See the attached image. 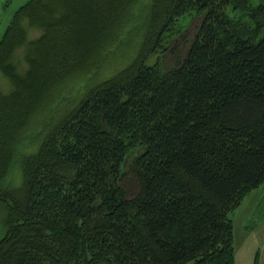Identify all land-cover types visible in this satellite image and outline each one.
<instances>
[{
    "label": "trees",
    "instance_id": "obj_1",
    "mask_svg": "<svg viewBox=\"0 0 264 264\" xmlns=\"http://www.w3.org/2000/svg\"><path fill=\"white\" fill-rule=\"evenodd\" d=\"M131 1L30 0L0 39V68L13 71L20 16L33 24L46 12L39 64V46L52 55L82 43L73 15L93 20L96 35ZM148 5L145 49L172 64H145V50L96 87L20 158L17 186L21 110L37 102L39 75L0 93V264H233L230 214L264 183V0L251 10L241 0ZM185 16L199 17L192 34L178 28Z\"/></svg>",
    "mask_w": 264,
    "mask_h": 264
},
{
    "label": "rangeland",
    "instance_id": "obj_2",
    "mask_svg": "<svg viewBox=\"0 0 264 264\" xmlns=\"http://www.w3.org/2000/svg\"><path fill=\"white\" fill-rule=\"evenodd\" d=\"M29 1L0 0V39L14 14ZM149 1L132 0L114 21L102 20L101 27L99 26L96 31L98 37L91 33L93 20L73 15L75 38L82 43L71 50H67L65 46L64 52L57 51L52 55L51 51L44 52L46 49L40 47H48L46 43L48 39L44 38L47 35H44V28L41 26L46 12L39 14V21L33 23L35 25L27 17L18 18L22 34L19 40L15 41L17 45L13 48L10 58L9 67L13 68V71L0 68V93L9 97L10 92L15 91L18 84L21 85V80L29 78L30 73L36 71L39 75V95L33 106L29 105V101L21 110L20 119L24 120L17 144L20 155L16 161V168L9 178L12 185L17 186L21 182L20 158L37 154L42 141L53 135L64 117L96 87L123 71L134 59L142 56V51L146 50L145 64H153L161 59L160 50L149 54L151 48L145 49L143 43ZM241 1L245 2L250 10L259 3V0ZM43 6L47 12L54 9L48 3ZM229 15L240 18L241 14L239 11H229ZM192 17H183L178 28L192 34L199 23V17L193 20ZM242 20L247 22L248 18L242 17ZM69 26L67 24V29ZM181 43L178 41L180 47ZM36 45H40L39 64L35 63L37 60L33 56ZM162 61L165 66L172 64L170 56H165ZM23 90L31 89L23 86ZM135 157V151L128 153L121 179V184L129 195L137 191V183L130 170ZM230 219L233 264H264V183L244 197L241 204L230 214Z\"/></svg>",
    "mask_w": 264,
    "mask_h": 264
}]
</instances>
